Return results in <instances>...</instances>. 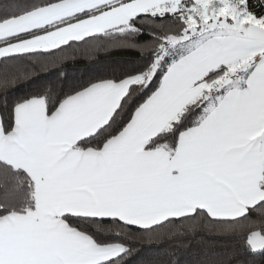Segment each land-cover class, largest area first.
Returning a JSON list of instances; mask_svg holds the SVG:
<instances>
[{
	"label": "snow or ice",
	"instance_id": "obj_1",
	"mask_svg": "<svg viewBox=\"0 0 264 264\" xmlns=\"http://www.w3.org/2000/svg\"><path fill=\"white\" fill-rule=\"evenodd\" d=\"M152 247L264 264V0H0V264Z\"/></svg>",
	"mask_w": 264,
	"mask_h": 264
},
{
	"label": "trees",
	"instance_id": "obj_2",
	"mask_svg": "<svg viewBox=\"0 0 264 264\" xmlns=\"http://www.w3.org/2000/svg\"><path fill=\"white\" fill-rule=\"evenodd\" d=\"M138 59V55L135 51L131 50H120V49H113L99 53L95 58V62H93L92 58L83 57L77 58L75 61H72L67 64L64 71L70 76H81L87 78V76L92 73L97 67L105 64L109 65H119L124 62L135 61ZM54 79V77H52ZM33 85L24 84L19 89H17L13 95L19 96L24 95L27 92L31 91ZM228 242V241H222ZM163 248H145L144 251L141 253V256L134 259L132 264H138V260L143 259L144 257L155 256L163 252ZM190 259L188 254H185L182 257V264H186V261Z\"/></svg>",
	"mask_w": 264,
	"mask_h": 264
}]
</instances>
